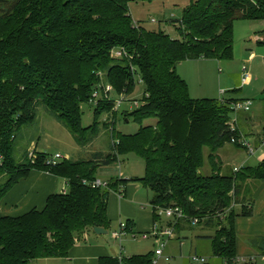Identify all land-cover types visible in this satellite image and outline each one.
I'll list each match as a JSON object with an SVG mask.
<instances>
[{
	"label": "trees",
	"instance_id": "1",
	"mask_svg": "<svg viewBox=\"0 0 264 264\" xmlns=\"http://www.w3.org/2000/svg\"><path fill=\"white\" fill-rule=\"evenodd\" d=\"M132 1L151 0H0V178H5L0 202L32 170L68 184L66 192L49 195L40 210L17 216L0 212V264L66 258L81 233L95 225L105 228L108 193L127 180L109 181L108 189L89 183L99 166L130 153L145 162V175L131 181L152 192L150 204L176 206L199 223L214 224L213 253L234 263L235 218L250 214L240 201L241 191L247 181L264 180V159L237 172H221L217 151L239 132L249 135L243 129L247 112L238 117L237 131L231 130L230 103L236 100L230 95L192 98L176 65L196 59L230 61L234 23L264 20V0H193L176 21L174 38L161 29L135 25ZM116 47H124L132 58L113 59ZM138 75L145 85L142 105L121 114L125 120L132 116L139 128L130 134L113 129L116 143L108 153L55 164L46 163L53 155L44 151H34L35 159L30 154L23 161L13 158L16 133L34 122L38 104L82 146L98 134L101 113L114 103L92 104L93 121L86 127L81 104H90L100 83L111 84L116 93L133 92ZM150 118L155 122L143 124ZM255 135L257 142L264 127ZM204 147L209 148L207 175L200 171ZM240 203L238 213L234 206ZM126 224L130 229L129 220ZM153 256L104 257L98 264H153Z\"/></svg>",
	"mask_w": 264,
	"mask_h": 264
},
{
	"label": "rangeland",
	"instance_id": "2",
	"mask_svg": "<svg viewBox=\"0 0 264 264\" xmlns=\"http://www.w3.org/2000/svg\"><path fill=\"white\" fill-rule=\"evenodd\" d=\"M191 1L193 0L132 1L129 4V10L132 19L137 22L139 26H142L148 30L161 29L166 34L174 38L178 37L176 33V28L178 26L176 21L180 19L184 7ZM151 19H154V21H151ZM240 22L242 23H237L236 21V23H234L235 27L233 28L235 29V31L233 30V54L236 59L238 56L240 57L243 54L245 55L244 52L248 48V44H250L248 40L245 42V40L239 36L238 26L239 24H245L244 22L246 21L240 20ZM246 56L247 55H245V57ZM231 62V60L222 61L213 59L186 60L176 65V72L184 80H186V82H188L190 96L196 98L202 95L197 93L199 85L201 84L202 86L206 87L207 92H205V95L216 99L219 96V91L221 89L226 90V86L228 83H230L229 80L231 79L227 80L226 75H229V77L232 79L234 76H236L235 72L237 71L226 66L227 64H233ZM234 62L235 64L238 63L236 61ZM239 63V65H242V62ZM245 65L251 76L246 85L243 87L242 93L239 92V96L244 95L246 97L252 98L254 101L252 110L256 111L260 102L264 101V93L262 94V90H264V66L259 57H257L253 63L252 61H249L246 62ZM240 71L241 70H239V72ZM141 79L142 78L140 75L136 76L134 91L131 93H125L127 94L128 98L125 102L119 105L117 111H114L113 107L110 109H104V112L101 113L98 121V134L92 140L88 141L82 146L77 145L75 141H73V138L70 136V133L67 131V129L57 122L55 117L46 109L43 104H38L34 122L32 124L23 126L16 133L13 158L16 161H23L27 154H32L34 151H44L49 155H54L56 152H60L62 154L67 153L69 157H71V160H86L91 158L93 152H96L97 149L104 151V154L110 151L113 143H116V138L113 136V129H115L116 132L130 134L136 132L139 128V124L135 122L132 116L125 120L122 114H125L126 111L127 113H130L136 109V107L133 105V100H137L138 102H141V98L143 100L142 95L145 90V85ZM100 81L104 82L102 78ZM111 96L112 100L120 98L119 93H116L115 91L111 93ZM100 102L104 103L102 100ZM93 108L94 107L92 103L81 104V121L84 127L89 126L93 121ZM240 114H243V112L239 111L235 115L237 122L239 120L238 117ZM232 117L233 115L231 114L230 118ZM154 122L155 119L150 118L144 120L143 124H151ZM232 146V144H225L223 148L217 151V155L220 156L219 159L221 158V162L219 159L218 160L222 165L221 171L223 173H231L232 166L239 161L238 158L244 156L242 155V150L232 154V150H234H231V148H233ZM208 154L209 148L204 147V164L200 169L203 175L210 174V166L207 161ZM33 157L35 159L34 155ZM251 161L248 164L254 165V162ZM98 169L100 170L96 173V175L102 181L111 176H120L119 173L123 175V178H141L145 175V162L142 158L130 153L122 156L118 155V158L109 166H99ZM4 180L5 178L0 180V185L2 182H4ZM139 187L140 190L138 191V196H142V202L145 201L146 208H150L148 201L152 197V192L142 187L140 184ZM160 218L166 221V217L164 215H160ZM208 228V231H211L212 228ZM201 229L206 230L205 225L202 223L196 225L189 224L188 230L190 232H186L187 236L184 239L182 253L177 247L178 241H176V239H172L170 241L168 240V246L165 251L169 252L171 257L164 252L163 256L157 258L154 264H201L200 262L192 259L194 253L193 248L196 247V244L200 245V243L195 241L196 239L193 237V234L194 232ZM111 230L112 228H108L107 237L109 240H111ZM149 236L150 237L148 239H141V237H138L134 240L131 235L127 233L121 236V238L114 239L119 243V245H121V250H123L122 254L124 255L123 257H128L137 253H148V251L154 250L160 245V242L162 241L161 239H156L151 235ZM117 242H115L116 245L118 244ZM29 264H39V261L32 260Z\"/></svg>",
	"mask_w": 264,
	"mask_h": 264
},
{
	"label": "crops",
	"instance_id": "3",
	"mask_svg": "<svg viewBox=\"0 0 264 264\" xmlns=\"http://www.w3.org/2000/svg\"><path fill=\"white\" fill-rule=\"evenodd\" d=\"M238 21L237 23H242L240 22V20ZM242 21L246 22H244L245 24H239L238 33L239 36L245 40V42L248 40L250 43L248 44V48L244 52L247 56L245 57V55L243 54L240 57L238 56L236 59L233 54V58L231 59V63L233 64H227L226 66L230 67V69L232 70L235 69L237 71L235 72L236 76H234V78L232 79L229 77V75H226L227 80L231 79L229 80L230 83H228V85L226 86V90L221 89L219 91V96L216 99L221 100L227 98L230 95L236 101L244 99L252 100V106L250 110L245 113L247 114V120L245 124L246 126L244 125L243 129L244 132L248 131V137L253 138L255 140V134H262V128L264 127V101L260 102L256 111H253V99L244 95L239 96V92L242 93V89L247 83L246 82L245 84H242L241 81L242 65H245L246 62L249 61H252L253 63L255 59L259 57L264 66V20ZM233 30L235 31V29ZM234 61L238 63L235 64ZM239 62H242V65H239ZM239 70L241 71L239 72ZM232 90H235V93L228 94V91ZM205 92H207L206 87L200 84L197 93H200L202 95L196 98L192 96L191 97L194 99L211 98L205 95ZM263 93L264 90H262V94ZM232 147L233 148H231V150L234 149L232 150V154H235L237 153V151L242 150L234 145ZM96 152L104 153V151L100 149H97ZM96 152H93V154ZM62 155L65 159L71 158L67 153ZM242 155L244 156L239 157V161L235 163L232 168L234 166H238L237 164H244V166H256L262 161V159H264V152L261 150H258L254 156L249 158H247L245 152H243L242 150ZM217 157L219 159L220 156L217 155ZM219 160L221 162V158ZM250 161L254 162V165H249L248 163ZM99 170L100 169H97L96 173L99 172ZM96 173L95 178L99 179ZM119 175L120 176H111L104 180L107 182H114L115 180L121 179L127 180L126 183L118 184L117 187H115L113 190H110L108 193L106 202L107 225L105 227L107 233L96 234L93 229H87L79 235L77 242L70 249L66 258H42L35 259V261H39V264H98V261L104 257L119 258L124 256L122 254L123 250H121V245H119V243L112 236V232L117 230L120 222H126L127 220H129L131 224L129 229L130 233L128 234L131 235L133 233L137 236V238L141 237V239H148L150 237L148 236L147 238H142V234H149L155 222L161 226L170 225V219L166 218V221H164L160 218V215L156 214L155 210L150 204V200L148 201V203L150 204V208H146L145 201L142 202V196H138V191L140 190V183L131 181V179L137 177L123 178V175H121L120 173ZM67 189L68 184L63 178H60L45 171L32 170L28 173L26 177L20 179L13 186V188L9 190V192L3 197L0 202V212L3 215L17 216L26 213L34 208L40 210L44 207L46 199L49 195L53 193L66 192ZM240 198V201L244 202V204L247 206V210L250 211V214L244 216L239 215L235 218L234 228L236 234V255L234 257L233 264H264V180L247 181L241 191ZM234 208L236 212H241V203L235 204ZM188 223L189 222L187 221H180L175 224L174 234L171 238L168 239L169 241L172 239H176V241H178L177 247L179 248L181 253L182 247L184 245V239L187 236L186 232H190L188 230L190 223ZM201 223L205 225L206 230L201 229L194 232L193 237H195V241L200 243L201 246L196 244V247L193 248V256L203 258V263L207 264H226L225 260L215 255L212 250L211 237L214 235L215 232L214 224L204 222ZM208 227L212 228L211 231H208ZM108 228H112L110 234L111 240H109V238L107 237ZM114 241L118 244L116 245ZM167 246L168 242L164 246L163 254L165 252L169 255V252L165 251V249H167ZM154 250H150L148 251V253H154ZM141 254L146 253H137L133 255Z\"/></svg>",
	"mask_w": 264,
	"mask_h": 264
},
{
	"label": "built area",
	"instance_id": "4",
	"mask_svg": "<svg viewBox=\"0 0 264 264\" xmlns=\"http://www.w3.org/2000/svg\"><path fill=\"white\" fill-rule=\"evenodd\" d=\"M151 21H154V19H151ZM133 23L135 25H138L137 22L133 20ZM111 55L115 59H122V58H128L131 59L132 55H130L127 50L124 47H116L112 49ZM129 68L131 71H135L134 65L130 63ZM242 76L241 81L242 84H245L249 78L250 73L245 65H242ZM101 76V75H100ZM114 91V88L109 83H100L97 85L95 90L93 91L91 98L89 99V102L93 105H97L99 101L101 100H112L111 93ZM123 91L119 93L120 98L119 99H113V110L117 111L119 108V105L121 103L125 102L127 100V94ZM143 97V95H142ZM142 102V98L140 100ZM141 102H138L137 100H133V105L138 108L141 105ZM252 106V100L250 99H244V100H237L232 103H230V110L231 114L233 115L232 118L229 120V125L231 130L237 131V124H236V117L235 115L239 112H247L250 110ZM231 144L237 146L238 148L242 149L245 152V155L247 158L252 157L256 154L258 150H261L264 152V136L261 137L257 142L253 138H250L246 136L245 134L239 132L237 136L232 137L230 140ZM31 157H33L32 154H30ZM64 156L61 153L56 152L53 156L48 158L46 160L47 164H55L57 161L63 159ZM2 163V158L0 157V164ZM242 167H244V164H240L238 166H234L232 168V172L239 171ZM92 187H98V188H109L107 181H102L100 179H94L89 183ZM152 206V205H151ZM155 210L157 215H164L166 218L171 220L170 225L167 226H161L158 223L155 222L153 225V228L151 232L142 234V238H147L149 235L156 239H161L160 245L154 250L153 253V260L152 263L154 264L157 258L162 257L163 254V247L165 246L167 240L171 238L174 234V226L180 221H187L191 225H196L199 223V218L197 217H188L179 207H160V206H152ZM130 233L129 229L127 228L126 222H120L118 225L117 230L112 232V236L115 239L121 238L124 234ZM131 237L133 239L137 238L135 234H131ZM120 258V257H119ZM192 259L203 263V258H198L197 256H192ZM234 261V260H233Z\"/></svg>",
	"mask_w": 264,
	"mask_h": 264
},
{
	"label": "water",
	"instance_id": "5",
	"mask_svg": "<svg viewBox=\"0 0 264 264\" xmlns=\"http://www.w3.org/2000/svg\"><path fill=\"white\" fill-rule=\"evenodd\" d=\"M93 231H94L96 234H105V233H107V230H106L105 228H103V227H101V226H97V225H95V226L93 227Z\"/></svg>",
	"mask_w": 264,
	"mask_h": 264
}]
</instances>
